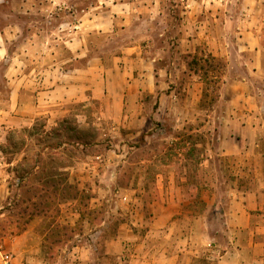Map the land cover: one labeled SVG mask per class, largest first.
<instances>
[{"label": "crops", "instance_id": "1", "mask_svg": "<svg viewBox=\"0 0 264 264\" xmlns=\"http://www.w3.org/2000/svg\"><path fill=\"white\" fill-rule=\"evenodd\" d=\"M218 1L198 0V7L185 6L189 30L184 31L182 47L188 57L212 56L226 63L219 92L228 102L229 120L220 146L221 155L235 164L231 172L236 181L227 189V203L211 199L210 189L201 183H189L187 164L192 156L185 152L178 154L185 163L181 171L167 166L149 173L142 161L124 185L119 184L117 171L107 183L106 174L95 166L71 167L66 177L70 185L92 188L97 196L91 201L97 206L109 203L110 194L117 191V208L126 217L113 235L105 228L81 233L80 213L73 208L60 220L50 215L52 209L31 216L37 199H28L26 219L13 215L21 186L12 183L10 173V229L0 233V264L3 255H10V264H112V259L116 264H264V0H241L239 7L230 8ZM108 5L65 13L73 19L54 41L68 55L55 53L48 66L30 51L9 55L0 43V59L8 62L0 129L30 128L39 118L57 125L78 106L98 107L100 119L121 131L142 125L144 94H156L160 106L168 100L173 67L159 65V54L148 55L144 37L130 32L144 10L134 2ZM63 12L58 8L54 14ZM97 35L106 36V41L95 40ZM119 35H126L123 43ZM185 75L197 81L194 88L201 101V77L190 69ZM197 109L198 105L192 110ZM161 110L151 111L153 119ZM153 119H148L151 124ZM198 158L208 160L205 153ZM5 181L0 178V219L6 213ZM187 192L195 195H184ZM146 193H153L152 199L143 200ZM55 197L56 204L65 206L77 201L61 194ZM201 204L213 212H201L197 207ZM104 225L105 221L99 226Z\"/></svg>", "mask_w": 264, "mask_h": 264}, {"label": "rangeland", "instance_id": "2", "mask_svg": "<svg viewBox=\"0 0 264 264\" xmlns=\"http://www.w3.org/2000/svg\"><path fill=\"white\" fill-rule=\"evenodd\" d=\"M114 1L134 2L135 7L144 10L141 21L136 20L138 25L131 27L130 32L144 37L148 55L159 54V65L164 68L168 65L173 67L175 77L172 81H167L168 93L172 92V95L160 106L156 94H144L141 103L146 107V111H143L145 120L137 128L131 126L116 131L109 122L100 119L98 107L93 110L92 107L83 109L77 106L71 116L57 125L49 126L46 119L39 118L30 128L0 129V178L6 179L8 190L2 209L6 213L0 219L2 234L10 229V173H13L12 183L21 186L20 199L12 211L13 215L26 219L22 201L28 199H37L34 204L39 213L51 206L50 215L57 220L70 215L73 208V212L76 210L80 213L81 233L105 228L108 234L113 235L126 217L117 208L120 193L112 191L109 203L97 206L91 201L93 196H97L92 192L93 189H85L75 183L73 187L77 194L76 203L72 206H65V202L56 204L55 191L59 186L61 188L65 183L69 184L65 178L71 167L81 168L86 164L95 166L106 174L107 183H110L112 174L117 171L120 173L118 182L124 185L142 161L147 162L144 165L148 167L149 173L165 170L167 166H174L181 171L185 163L178 154L185 152L192 156L187 164L189 183H201L206 189H210V198L223 202V205L230 199L227 189L236 182L231 172L232 165L235 164L221 155L220 146V137H225V125L229 120L228 102L220 97L221 85L219 88L212 86L209 96L201 102L202 99L200 101L194 88L197 81L185 75L194 55L188 57L182 47L184 31L189 30L184 23L183 11L189 4L198 7V0H0L1 49H5L9 55L10 52L30 51L35 56L43 57L41 60L48 66L54 61L52 55L55 53L59 57L68 55L66 49L59 47L54 41L58 39V35L65 34L67 26L64 24L73 19L65 13L70 9L107 7L108 3L112 4ZM222 2L227 3L228 8L241 5V0H219L218 4ZM58 8L66 12L54 14ZM192 31L193 28L190 34ZM118 37L119 42L123 43L121 39L126 35ZM93 38L106 41V36L97 35ZM196 56L197 59L201 57L199 54ZM173 60L175 64H171ZM7 65L8 62L1 58L0 101H5L7 95ZM197 105V111H193V107ZM158 107H162V110L155 120L152 114ZM149 117L153 119L152 124ZM198 143H201L200 147L197 146ZM202 153L206 154L208 160H199ZM155 155L157 158L153 160ZM97 156L101 158H96ZM200 163L203 165L200 166ZM60 170L63 172H59ZM178 180L182 181L181 172ZM23 183L26 188L22 187ZM153 193H146L143 200L152 199ZM184 195L194 196L195 193L187 192ZM47 197L49 198L46 199ZM197 207L201 212L207 210V215L213 212V208H204L202 204ZM103 221L105 225L99 226ZM219 228L220 225L217 230ZM111 263L116 264L114 259Z\"/></svg>", "mask_w": 264, "mask_h": 264}, {"label": "trees", "instance_id": "3", "mask_svg": "<svg viewBox=\"0 0 264 264\" xmlns=\"http://www.w3.org/2000/svg\"><path fill=\"white\" fill-rule=\"evenodd\" d=\"M197 56L191 58V62L188 63V66L190 70L196 72L204 82V91L202 95V101L204 102L205 99L209 96V91L212 86H220L222 84V78L224 75V72L226 70V63L222 61L221 59L214 58L212 56H208L207 58L205 57H199L198 59L196 58ZM195 68V69H194ZM219 88V87H218ZM67 181V178H65ZM63 183V182H62ZM75 188L70 185L65 183L64 187L60 186L57 188L55 191V195L61 194L64 198H76L77 194L76 191H74ZM48 191H45L47 193ZM69 194V195H68ZM47 197L46 199H48ZM32 200V199H31ZM28 201H22V203L25 205ZM37 205L32 204L31 209H30V214L31 216L39 213V211L36 212ZM51 209V206L48 207L47 210ZM42 210L41 212H45Z\"/></svg>", "mask_w": 264, "mask_h": 264}, {"label": "built area", "instance_id": "4", "mask_svg": "<svg viewBox=\"0 0 264 264\" xmlns=\"http://www.w3.org/2000/svg\"><path fill=\"white\" fill-rule=\"evenodd\" d=\"M10 255H3V264H10Z\"/></svg>", "mask_w": 264, "mask_h": 264}]
</instances>
